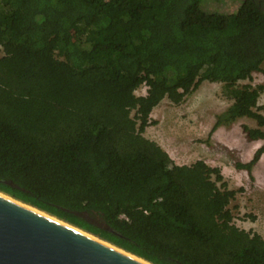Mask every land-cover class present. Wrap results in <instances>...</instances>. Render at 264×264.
I'll list each match as a JSON object with an SVG mask.
<instances>
[{"label":"trees","instance_id":"obj_1","mask_svg":"<svg viewBox=\"0 0 264 264\" xmlns=\"http://www.w3.org/2000/svg\"><path fill=\"white\" fill-rule=\"evenodd\" d=\"M0 52V193L150 264H264V238L234 223L244 189L142 135L164 99L221 84L231 103L211 132L256 122L242 129L263 144L235 164L251 177L264 153V83H252L264 76V0L231 14L205 0H0Z\"/></svg>","mask_w":264,"mask_h":264},{"label":"rangeland","instance_id":"obj_2","mask_svg":"<svg viewBox=\"0 0 264 264\" xmlns=\"http://www.w3.org/2000/svg\"><path fill=\"white\" fill-rule=\"evenodd\" d=\"M239 4L240 0H205L207 10L221 14L234 13ZM217 25L221 26L222 22ZM261 67L264 70V63ZM253 78V84L264 83L260 73ZM135 94L144 95L145 87L141 86ZM230 103L221 94V84L203 82L178 105L164 99L150 114V120L155 123L148 125L142 135L156 142L176 165L189 166L202 160L220 168L229 189H244L236 195L235 225L264 238V153L253 166L251 177L235 167L237 162H249L263 144V141H248L242 129L244 125L256 128V122L240 118L211 132L216 116ZM259 106L263 107L260 113L264 115V96L259 99ZM249 214L254 215L255 220H251Z\"/></svg>","mask_w":264,"mask_h":264},{"label":"water","instance_id":"obj_3","mask_svg":"<svg viewBox=\"0 0 264 264\" xmlns=\"http://www.w3.org/2000/svg\"><path fill=\"white\" fill-rule=\"evenodd\" d=\"M13 200L0 196V264H148ZM75 215L115 233L102 214Z\"/></svg>","mask_w":264,"mask_h":264},{"label":"bare ground","instance_id":"obj_4","mask_svg":"<svg viewBox=\"0 0 264 264\" xmlns=\"http://www.w3.org/2000/svg\"><path fill=\"white\" fill-rule=\"evenodd\" d=\"M0 196L5 197V198H8V199H11L10 197H8V196H6V195H4V194H2V193H0ZM13 201H14V200H13ZM15 202H16V203H20V202H17V201H15ZM23 205H25V204H23ZM25 206L28 207L27 205H25ZM30 209H32V210L35 211V212H38L39 214H42V215H44V216H47V217L51 218L52 220L57 221V222H59V223L65 225V226H67V227H69V228H72V229H74V230H77V231H79V232H82V233L86 234L87 236L93 238L94 240H97V241H101V242H102V240H100L99 238H97V237H95V236H93V235H89V234H87L86 232L81 231L80 229H77V228H75V227H72L71 225H68V224H66V223H63V222H61V221L55 219L54 217H50L49 215L44 214V213L41 212V211H38V210L33 209V208H30ZM103 243L107 244L106 242H103ZM107 245H108V244H107ZM109 246H110V244H109ZM113 247H114V246H113ZM115 248H116V247H115ZM125 253H126V252H125ZM127 254H128V253H127ZM132 257H133V256H132ZM133 258H135V257H133ZM140 261L145 262V261H143L142 259H141ZM145 263H147V262H145ZM148 264H149V263H148Z\"/></svg>","mask_w":264,"mask_h":264},{"label":"built area","instance_id":"obj_5","mask_svg":"<svg viewBox=\"0 0 264 264\" xmlns=\"http://www.w3.org/2000/svg\"><path fill=\"white\" fill-rule=\"evenodd\" d=\"M237 203H235V201L232 203V205H231V209H232V207L234 206V205H236ZM232 211H235L234 209H232ZM236 215V214H235ZM238 216V215H237ZM119 218L120 219H122V220H127V218L125 217V215H120L119 216Z\"/></svg>","mask_w":264,"mask_h":264}]
</instances>
